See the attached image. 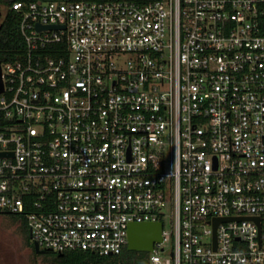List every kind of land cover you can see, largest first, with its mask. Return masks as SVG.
I'll list each match as a JSON object with an SVG mask.
<instances>
[{"label": "built area", "instance_id": "1", "mask_svg": "<svg viewBox=\"0 0 264 264\" xmlns=\"http://www.w3.org/2000/svg\"><path fill=\"white\" fill-rule=\"evenodd\" d=\"M11 8L0 212L31 244L116 255L162 221L149 264H264V0Z\"/></svg>", "mask_w": 264, "mask_h": 264}, {"label": "trees", "instance_id": "2", "mask_svg": "<svg viewBox=\"0 0 264 264\" xmlns=\"http://www.w3.org/2000/svg\"><path fill=\"white\" fill-rule=\"evenodd\" d=\"M13 1L15 0H0V6L4 9L0 21V59L2 60L17 58L22 49V38L18 30L19 15L11 8ZM38 254L49 259L51 264H149L146 252L128 250L127 245L119 254L108 256L84 250L54 252L45 249L43 253Z\"/></svg>", "mask_w": 264, "mask_h": 264}, {"label": "rangeland", "instance_id": "3", "mask_svg": "<svg viewBox=\"0 0 264 264\" xmlns=\"http://www.w3.org/2000/svg\"><path fill=\"white\" fill-rule=\"evenodd\" d=\"M0 8L3 15L4 9ZM165 213L168 215L170 211L166 208ZM169 220L166 217L167 229H171ZM146 253L149 260L150 254ZM0 264H51L49 259L34 251L27 223L20 215L0 212Z\"/></svg>", "mask_w": 264, "mask_h": 264}, {"label": "water", "instance_id": "4", "mask_svg": "<svg viewBox=\"0 0 264 264\" xmlns=\"http://www.w3.org/2000/svg\"><path fill=\"white\" fill-rule=\"evenodd\" d=\"M2 17V10L0 8V20ZM58 25H40L36 24L38 30L45 28H57ZM3 86L0 79V91ZM220 218L214 219V228L220 221ZM257 220V219H256ZM162 221L155 222H140L131 223L127 230V249L135 251L150 252L153 249V244L161 240ZM36 253H43L44 250L40 249L36 243L33 244Z\"/></svg>", "mask_w": 264, "mask_h": 264}]
</instances>
